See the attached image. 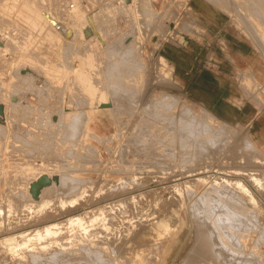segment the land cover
I'll list each match as a JSON object with an SVG mask.
<instances>
[{
	"label": "rangeland",
	"instance_id": "374dc122",
	"mask_svg": "<svg viewBox=\"0 0 264 264\" xmlns=\"http://www.w3.org/2000/svg\"><path fill=\"white\" fill-rule=\"evenodd\" d=\"M26 1L33 2L31 5L39 10L47 6L54 9L59 7L61 11H64L65 7L71 9L70 4L76 5L72 0H53L51 4L47 0L44 4L42 0H38V2L37 0ZM78 1L82 9L81 15L90 14L93 19L95 18V22L94 20L93 22L101 31L104 39V45L100 48L94 40L81 47L82 58H90L85 63L86 78L93 81L99 89L102 86L108 87L111 83L116 86L119 81L125 82L128 92L133 93L134 99L142 97L139 92L143 90L142 87L145 83L141 80H145L148 81L146 86L148 92L163 91L166 96L163 95L162 100L167 98L169 105L174 101L173 96L176 93L182 97V102L184 100L187 104H191L195 111L189 110L185 113L177 111L173 114L169 110L159 112L157 116L149 112H142L144 114H138L140 116L136 113V116L131 117L133 122L129 123L127 127H131L128 141H126L127 128H124L126 131L123 129L120 134H116V120L112 119L107 111L100 113L97 126H95L99 134L96 139L93 137L92 129L82 126L79 129V132L82 133L80 132L78 135L80 138L86 135L87 145L91 148L86 147L90 150L93 149V153H90L92 151L85 147V151L90 153L89 157L86 152V154L83 153L84 150L80 152L81 155H76L77 158L84 155L83 160L70 155L75 154V147L66 144L67 141L63 140L68 139V133L64 127L51 128L47 125L40 126V124L34 123V126L39 129L35 130L33 124L31 125L34 128L28 127V124L38 116L29 114V111L25 112L19 119L23 118L20 121L26 123L20 122L21 126L18 124L21 128L18 133L23 134V136L20 134L23 138L16 142L15 137H9V132L5 134V137L1 136L0 138V264H12L15 260H19L20 256L22 261L24 260L23 263L28 264H205V262L220 264L217 262L218 251L226 252L227 250V253L230 254L229 248L234 250L229 246L232 244L231 241L217 237L230 225L229 221L225 219L228 212H224L225 208L220 207L219 209L222 210L217 216L221 220L215 219L211 225H207V221L202 219L204 214L201 211V209L209 207L214 200L219 201L220 198L226 200H221L219 203L232 204L237 212H244V214L241 212L242 216H249L248 218L244 216L246 220L248 219L246 224L248 227L244 228L243 233L246 237L244 235L242 239L246 238L245 242L248 246L254 242L255 247H252L251 255L257 257L253 250H259L262 255V264H264V174H262L264 164L261 162L264 160V144L259 149L249 136L251 133L246 131L245 127L239 124H226L222 121H218L217 124V119L207 109H202V106L195 104L196 31L183 32L177 27L182 16H188L189 12L194 13L191 11V5L186 4L187 0H167L168 2L166 0H144V3L149 5L146 6L144 3L145 7L142 5L143 8H149L150 12L148 11L149 15H147L146 13L141 14V11H139L140 14L136 11H130L127 14L122 10H116L113 6L114 0ZM206 1L211 2L212 0ZM223 1L224 3L215 1L220 6L225 4L222 8L213 1L210 6H204L206 9L209 7L222 18L225 26H222L220 32H240L254 44L257 45L259 42L258 46L262 43L260 41L264 42L263 32H256L258 37H255L257 35L254 32L251 33L250 29H246V26L241 23L246 22L243 21L246 18L243 16L245 12L240 10L242 7L244 9L249 7L250 3L247 2L251 1H230L232 4L234 3V6H238L237 9L240 8L242 17L238 11V15L236 13L233 16L236 7L229 0ZM255 1L254 3H257V0ZM239 3L242 4V7H239ZM176 5L181 8L177 9L179 6ZM232 6L235 8L234 10H232ZM182 12H185V15ZM145 15L148 16L147 19ZM150 15L152 18L149 17ZM153 15L155 16L153 17ZM59 18L66 19L64 16ZM138 18L141 19L138 20ZM144 19L148 21L146 22ZM157 20L159 23H156ZM247 20L249 19L247 18ZM1 21H7L4 22L6 26H0V28L2 27L1 32H19L20 28L15 26L11 20L8 21L0 16V23ZM140 22L146 23L145 29L141 28L140 32H137L138 45L144 49L145 61L141 57L133 59L134 56H130V54L127 56V53L118 51L119 46L124 45L120 39L131 35L132 29L130 28L141 25ZM147 23H151L150 25L153 27L147 26ZM245 24L248 26V23ZM158 29L160 32H157ZM3 37L7 40L5 33H3ZM13 37L20 39L22 45L25 43V39L24 41L22 39L25 36L15 33ZM118 41L121 43L119 44ZM18 43L15 39V44ZM18 45L21 46V43ZM154 46L156 49L152 51ZM259 47H263L264 50V43ZM18 54L19 51L13 49L0 57V83H6L8 80L13 62L18 59ZM159 54L175 57L173 61L175 72L164 74L160 82L157 83L155 79L158 76L153 64ZM178 56L181 57L180 60L176 59ZM70 59L67 60L69 63ZM58 60L61 61L62 58ZM142 67H144V71ZM29 72L32 81L36 76H33V73L41 74L43 77L38 68H32ZM17 82L19 89L16 87ZM13 83L12 91L18 93L19 96H28L29 85L19 80H14ZM0 86L4 89L5 85ZM253 89H260V85L255 82L254 86H248V96L251 95ZM49 92L43 91L44 95L42 96L47 97L50 95ZM2 93L3 91H0V97ZM253 99L259 106L264 104L263 99L258 95ZM162 100H158V102ZM147 101L145 98L143 103ZM182 102L180 103L182 104ZM162 105L164 106V100ZM196 111L202 112L197 113ZM208 113L212 116L210 122ZM125 115L128 114L123 113L119 117L125 120ZM42 119L43 117H41ZM27 122L29 123L27 124ZM82 124L84 125V123ZM23 125L27 126L22 128ZM30 128L35 131L32 132L33 130ZM27 129L29 132H26ZM122 150L123 152L126 150L127 156L122 155ZM254 156L256 158H253ZM87 158L88 161H85ZM95 159L97 160L96 164L94 163ZM75 162L78 164H74ZM118 162L119 164H117ZM72 163L75 165V169ZM77 166H82V168L79 170ZM25 167H28V170L22 175V169ZM60 168L67 173H73L83 181L87 180L88 184L85 182L84 186H79L69 181L65 183L57 180L51 193L55 192V189L58 190L57 192L47 198L44 195H48L50 192H46L32 207H25L24 204L31 201L28 200L29 198L21 197L25 180L43 172L59 175ZM66 168L74 170L71 172ZM127 171L130 172L128 176L125 175ZM86 184L92 185L93 189H90V186L86 187L87 190L83 189ZM209 187L211 191L208 190ZM208 191L211 194L216 193L214 195H217L216 197L212 195L214 200L213 197L209 200ZM214 191L220 194L212 193ZM220 195L225 198L222 196L219 198ZM202 197L206 198L203 200ZM230 197L231 200L228 199ZM199 198L200 200H198ZM201 198L203 201L206 200V203L211 202L206 204ZM233 200L236 202L233 203ZM193 201L198 204L196 205L197 209ZM197 201H201L207 206L201 205V208L199 207L201 202L197 203ZM100 218H104L101 221L103 224L97 221ZM108 218H112V220ZM250 218H255V221ZM126 219L127 221H124ZM249 220L251 223L255 222L256 225L249 224ZM110 222L112 231L119 230L118 237L120 239H113L111 235L114 232L106 231L105 226ZM117 223L121 224L117 226ZM199 226L205 229L204 233L211 232L210 229H212L213 237L204 236L200 232L196 233ZM208 226H210L209 229ZM245 229L249 230L246 232ZM169 231L171 237L168 236ZM262 235L263 237H261ZM257 240L262 241L258 242ZM110 241L111 243H109ZM189 242L191 245L188 248ZM121 245L122 248H119ZM31 248L33 249L31 252L38 257L36 261H32L30 258L31 253L28 250ZM195 248H197V252L201 253L196 260ZM250 250L251 247L248 251ZM9 260H13L12 263ZM232 264L235 263L232 262ZM254 264H260V261L254 262Z\"/></svg>",
	"mask_w": 264,
	"mask_h": 264
},
{
	"label": "bare ground",
	"instance_id": "6f19581e",
	"mask_svg": "<svg viewBox=\"0 0 264 264\" xmlns=\"http://www.w3.org/2000/svg\"><path fill=\"white\" fill-rule=\"evenodd\" d=\"M42 1L44 4L45 0H42ZM47 1L49 4H51V2L53 0H47ZM112 1H110V2H112ZM114 1L116 3V4L113 3L114 8L116 10L118 9L120 11L122 10L124 12H127V14L130 11H136L138 13H139V11H141L140 12L141 14H144V13L147 14V12L149 11L148 10L149 8L148 9H147V7L143 8L146 5L144 3V0H114ZM135 1H137V2H135ZM212 1L213 2L219 1V2L224 3L223 0H212ZM226 1H228V0H226ZM230 1H233V0H229V2ZM250 1L252 3L248 1L247 3H250L249 7L247 6L245 9L241 6L242 4L239 3V7L240 6L242 7V10H240V11L245 12V13H243V16H244V18H246L243 20L246 22H244V23L241 22V23L246 26V29L249 28L251 33L254 32V34L257 35L255 37H258V33H256V32H263L264 33V28H263L264 0H257V3H254V2H256L255 0H250ZM37 2H38V0H37ZM72 2L76 3V5L70 4L69 6L71 9H68V7H65L66 9L64 11H61V8H59V7L54 9L52 7L49 8L45 5H44L45 7L42 5L44 8H42L40 10L35 9L31 5V3H33V2L26 1V0H1L0 1V16H3L5 19H8V21L11 20L15 26H17L21 29V31L19 29V32H6V31L1 32L2 27L0 28V57H2L5 52H8V51L10 52L13 49H17L19 51V54L17 56L18 59L15 62H13L12 70L9 73L8 80L6 81V83H3V82L0 83V85H3V84L5 85L4 89L0 86V91H3L2 96L0 97V138H1V136L5 137V134H8L7 132H9V137H11V138L15 137L16 139H14V140L16 142H19V139L23 138L22 137L23 134L20 133L22 135L21 136L18 133L21 131L20 130L21 128H19L18 124H20V122H21L20 120L23 119V118H21V119H19V118L21 116H23V114H25V112L29 111V114L37 115L38 118L31 120L30 124H28L29 122H27L28 127L29 126L31 127L32 126L31 124H33V126H34V123H36L37 125L40 124V126L42 124L47 125V127H51V128L64 127V130H66V132L68 133V136H67L68 139L65 138L66 140L65 139H63V140L67 141L66 144L75 147V149H74L75 154H70V155H72V157L74 155L75 157H73V158L81 159L84 155H82L81 158H79V157L77 158L76 155H81L80 152L82 150H84L83 153L84 154L87 153L86 155L88 156V155H90V153H93V151H92L93 149H91V150L89 149L91 147L89 145H87V138L85 137L86 135L83 134L84 136L82 135L83 137L80 138V136L78 134H80L81 131L79 132V129H81V126L83 128L86 127L87 129H92L94 131L93 137H95V139H96L99 134L97 133L95 126H97L98 115L100 113L107 111L110 114L111 118L116 120V122H117L116 134H120V132H122V130L124 128L128 127L129 123L133 122V121H131V117L136 116V113H137V115L140 113H141L140 115H142L146 112H149V113H152V115L155 114V116H157L159 114V112L169 111V110H171V112L173 114L177 113V111L178 112L183 111V113H185L186 111H189V110L195 111V109L191 106V104L190 105L187 104L186 102H184V100L182 102V97H180L176 93H174L175 94L173 96L174 101L170 105H169L167 98H164L163 99L164 100V106H163L162 105V103H163L162 96L164 95L163 91H160V92L150 91V92H148L146 89L148 81H145V80H141L142 82L145 83V85L142 87L143 90H141L139 92L142 95V97L134 99L133 93L128 92V88L126 87L125 82L119 81V82H117L116 86H113L111 83V85H109L108 87L102 86V88L99 89L96 85H94L93 81L86 78V74H85L86 64L85 63L88 60H90V58H87V59L82 58L81 47H82V45H85V43L88 44L94 40L99 45V48H100V46L102 47L104 45V41H103L104 39H103L101 31H99L97 29V27L95 26V23H94L95 18L93 19V17L90 14H82L81 15L82 9L78 3L79 1L78 0H72ZM211 2H210V4H211ZM109 3H107V4H109ZM140 3H142V4L140 5ZM215 4H217V2H215ZM226 4H228V2H226ZM36 5H37V3H36ZM116 5H118L119 7L117 8ZM139 5H140V7H139ZM142 5H143V7H142ZM217 5H219V3ZM224 5H222V6L219 5V6L222 8V7H224ZM232 5L234 6V3ZM146 6H149V5H146ZM176 6H179V5H176ZM226 6H228V5H226ZM233 6H232V8H233ZM234 7H236V10L233 11V12H235L233 16H235L237 11L239 12V15H240V11H239L240 8L237 9L238 6H234ZM178 8H181V7L179 6V7H177V9ZM234 9L235 8H233L232 10H234ZM164 10H165V8H164ZM143 11H146V12H143ZM170 11H172V10H170ZM228 11H230V10H228ZM163 13H164V11H163ZM182 13H184V15H185V12H182ZM228 13H230V12H228ZM130 14L132 15V13H130ZM130 14H129V18L131 16ZM147 15H149V14H147ZM147 15H145V18L148 17ZM195 15L196 14L189 12L188 16H186V17L182 16L183 18H181V20L177 23L178 29L183 30V32L185 31V32H190V33L195 32V31L196 32H206L207 31L206 27L204 25H202L201 23L196 21ZM237 15H238V13H237ZM241 15H240V17H242ZM58 16L59 17L64 16L66 19L63 20L62 19L63 17L60 19ZM154 16L155 15H153V17ZM139 17H141V16L139 15ZM149 17H151V15ZM141 18H138V20ZM157 18H158V16H157ZM237 18H238V16H237ZM247 18L249 20H247ZM146 19H144V20L146 21ZM242 19H241V21H242ZM93 20H94V22H93ZM132 21H134V19ZM4 22H7V21H1L0 26H6V24H4ZM157 22H158V20L156 21V23ZM245 23H248V26ZM131 24H132V22H131ZM139 24H141L142 26L137 25V26H133L132 28H130V29H132L131 35L124 36L122 39H120V41L124 45L121 44L122 46L121 45L119 46L118 51L122 52V53H127V56L129 54H130V56H134L133 59H137V58L141 57L145 61L146 56L143 54L144 49L138 45V43H139L138 39L139 38H138L137 32H140L141 28L143 29L144 27H146V23L140 22ZM150 24L151 23H149V24L147 23V26L153 27ZM152 25H153V23H152ZM150 27H148V28H150ZM158 27H160V26H158ZM155 28H156V26H155ZM219 29H221V28H219ZM226 29H228V28H226ZM164 30H165V28H164ZM164 30H163V32H164ZM158 31H159V29L157 30V32ZM3 33H5L7 35V40L3 37ZM15 33L19 34L21 36H25V38H22L23 41L25 39V43L23 45H22V42L20 39L13 37V34H15ZM260 34L262 35V33H260ZM15 39L19 43H21V46L18 45L19 43L15 44ZM120 41H118L119 44L121 43ZM260 42H262V43H260V45L264 43L263 41H260ZM154 43H155V41H154ZM258 43H257V45H258ZM154 49H156L155 46L152 47V51ZM9 54L11 55V53H9ZM59 58H62V60L61 61L58 60ZM69 59H70V63L67 61ZM73 59H74V61L71 63V61ZM174 59H175L174 56L168 57L164 54H159L156 57V60L153 64V67H155L156 73L158 76V78L156 77L157 79H155V81L157 83L160 82V80L162 79L164 74H167V73L172 74L173 72H175V68H174V64H173ZM176 59L180 60L181 57L178 56V58H176ZM32 68H38V71L40 73H42L43 77L41 76V74L38 75V74L33 73V76L34 75H36V76H34V79L32 81L30 76H29L30 75L29 71ZM143 69H144V67H142V70ZM144 75H145V73H144ZM14 80H19L20 82H23V83H26L27 85H29L30 92L27 93V95L29 97L25 96V95L19 96L18 93H16L15 91H12L11 88L14 87V83H13ZM26 80H30V81L28 82ZM160 84H162V83H160ZM16 87H17V89H19V83L18 82H17ZM45 90L48 92L50 91L49 92L50 95H48L47 97L42 96V95H44L43 91H45ZM164 96H166V95H164ZM145 98L148 101L143 103V100ZM158 100H162V101L158 102ZM155 101H157V102H155ZM180 102H182V104ZM203 108L204 107H202V109ZM142 112H144V113H142ZM196 112L201 113L202 111H200V112L196 111ZM123 113L128 114V115H125L126 116L125 120H122L121 117H119ZM140 115H138V116H140ZM208 116H209L208 118H210L209 119V122H210L212 116L209 113H208ZM41 117H43L42 120H41ZM218 121L219 120H217V124H218ZM24 123H26V122L24 121ZM24 123H22V124H24ZM82 123H84V125ZM92 125H94V126H92ZM20 126H21V124H20ZM24 126H27V125H23L22 128ZM34 127L36 128L35 130H39V129H37L36 126H34ZM129 128H127L128 133H126L127 134L126 135V139H127L126 141H128L130 134H131V127L129 126ZM28 129L26 130V132H29ZM31 130H33V129H31ZM35 130H33L32 132H34ZM59 130H61V129H59ZM24 132H25V130H24ZM6 136L8 137V135H6ZM115 136H117V135H115ZM249 136L251 137V135H249ZM253 136H254V134H253ZM91 137H92V135H91ZM60 141H62V140H60ZM123 142H125V141H123ZM128 143H130V142H128ZM122 144H124V143H122ZM86 146H89V148H87ZM85 147L87 148V150L89 149V151H92V152H90L88 154L89 151L86 152ZM121 149H122V146H121ZM259 149H261V148H259ZM124 151L126 152V150H124ZM121 152H123V150ZM121 152H120V154H122ZM125 152H123V154H122L124 157H125V155L127 156V154H125ZM93 156H91V157H93ZM118 156H120V155H118ZM73 158H70V159H73ZM85 158H86V156H85ZM253 158H256V157L254 156ZM83 159L84 158H82V160ZM117 159L119 160V157ZM82 160H81V162H82ZM77 161H80V160H77ZM85 161H88V158ZM96 161L97 160L95 159V162H94L95 164L97 163ZM261 162H263V164H264V160ZM83 163H85V162H83ZM112 163H113V161H112ZM74 164H76V162ZM117 164H119V162ZM258 164H259V161H258ZM73 165H72V167H73ZM26 166H27V164H26ZM84 166H86V165H84ZM75 168L76 167L74 165V169ZM79 168H82V166H79L78 169ZM67 169L68 168H66V170ZM94 169H96V168H94ZM100 169H101V167H100ZM26 170H28V167H25V169L24 168L22 169V171H23L22 175H24V173H26ZM68 170H71V172L73 171L72 169H68ZM85 170H87V169H85ZM91 170H92V168H91ZM257 172H256V174H257ZM58 173H59V175H57L56 173L47 174V173L43 172L40 174H36L31 179H26L24 182L25 186H24V190L22 191L21 197L25 198V199L29 198L28 200H31V201L28 204H24V206L25 207L27 206L29 208L32 207L36 203V201L41 198V195L45 194L46 192H50V193H48V195H44V197H46V198L50 197L53 193L57 192L58 190L56 191V189H55V192L51 193L52 192L51 189H53L55 187V182L57 180L60 182L64 181L65 183L67 181H69V182L76 184V185H79V186H84L85 182H87V180L83 181L78 176L73 175V173H69V172L67 173L62 168L59 169ZM129 174H130L129 171L125 172V175L128 176ZM262 174H264V172H262ZM40 176H44L46 179L49 180V182L40 186L36 197H33L31 192H30V184L32 182L37 181ZM224 181H227V180H224ZM89 182H91V181H89ZM219 182H217V183H219ZM227 182H229V181H227ZM227 182H225V183H227ZM222 183L224 184V182H222ZM87 184H88V182H87ZM87 184H86L85 188H83V189H86L87 186H88L87 188H89L90 185H87ZM92 184H94V183H92ZM90 187H91L90 189H93L92 185ZM216 187H217V185H216ZM208 190L211 191L210 187ZM212 190H215V189H212ZM81 191H82V189H81ZM217 191H218V189H217ZM217 191H214L212 193H215ZM215 194H211L209 192V195H210L209 200H211V198ZM217 194H220V193L217 192ZM205 196H206V194H205ZM216 196H214V197H216ZM221 196L225 198V196H223V195H220L219 198ZM214 197L212 198L213 200H214ZM55 198H57V197H55ZM202 198L204 200V198H206V197H202ZM202 198H201V200H202ZM57 199H59V198H57ZM215 199H217V198H215ZM228 199L231 200V197ZM198 200H200V198ZM221 200H222V198H220L219 201H221ZM224 200H226V199H224ZM224 200H222V201H224ZM205 201H203V202H205ZM219 201L214 200L213 203L211 201H209L212 203V204L210 203L209 207L207 205H206L207 207L204 205L206 202L202 203L201 201H199V202L197 201V203L201 202L199 207H201V205H204L203 207H206L204 209H201V211H203L202 213L204 214V218H202V219H203V221H207L206 222L207 225L208 224L211 225V222H214L215 219L221 220V218L217 216L218 213L220 212V210H222V209H219L220 207L225 208L224 212H228V215H225V219L229 221L230 225L228 226L227 230H224V232L220 233V235L217 237H219L222 240H228L229 242L231 241L230 243H232V244L229 246L233 247L234 250L229 248L228 251L230 254L227 253V250H226V252L219 250L217 253V262L220 264H232V262L235 264H252V263L254 264V262L257 263L258 261H260V264H262V255H261L259 250H257V249L253 250V251H255L254 253H256L257 257L254 254H253L254 257L251 255L252 247H255L254 242L252 243L251 246H248L247 243L245 242L246 238H245V240L242 239V238H244L243 236L245 235L243 233L244 228L248 227L246 225L248 219L246 220L244 218L245 215L242 216L244 214V212L243 211L237 212L235 210V208L232 207L233 206L232 204L228 205V203H227V205H226L225 204L226 202L225 203L223 202L225 204L224 205V204H221L222 202L219 203ZM234 201L235 200H233L232 202L234 203ZM209 202H207L206 204H208ZM229 203H231V202H229ZM196 205H198V204L195 203V208L197 209ZM193 207H194V204H193ZM236 209H238V208H236ZM253 211H255V209H253ZM21 212H22V210H21ZM241 212L243 213L242 215H241ZM199 215H200V213H199ZM246 216H247V218L249 217L248 215H246ZM103 219L104 218H100L97 221L98 222L100 221L99 223L103 224V222H101ZM108 219L112 220V218H108ZM127 219L124 221H127ZM250 219H253V218H250ZM254 219H253V221H255ZM113 221H115V220L113 219ZM250 221L251 220H249V222ZM253 221H252L253 224L251 222L249 224L256 225V224H254L255 222H253ZM108 222H109V220H108ZM256 223H258V222L256 221ZM109 224H110V226H109ZM109 224H106V226H105L107 232H108V230L112 231L111 230L112 229L111 228L112 223L110 222ZM120 224L117 223V226ZM251 225H249V226L251 227ZM209 227L210 226H208L207 228L209 229ZM210 230H211V232L206 230L207 232L204 233L205 229H203L199 226L198 230H196V233L200 232L204 236L213 237L214 232H212V229H210ZM247 230H249V229H247ZM247 230H246V232H247ZM253 231H252V233H253ZM112 232H114L111 235V237L113 239L119 238L118 237L119 230H117V231L115 230ZM263 235L261 237H263ZM168 236L171 237L170 231L168 232ZM111 237H110V239H111ZM245 237H246V235H245ZM2 241H3V239H2ZM257 241L259 242L260 240H257ZM109 243H111V241ZM114 243H116V242H114ZM190 245H191V242H189L187 247L189 248ZM256 246H257V244H256ZM100 247L102 248L103 246H100ZM117 247H118V245H117ZM250 247H251V250L248 251ZM107 248H109V247H107ZM119 248H122V245ZM110 249H112V247H110ZM196 249L197 248H195V260H196V258H199L201 255V253L197 252ZM32 250H33L32 248L28 250L31 253L30 258L32 261H34V260L36 261V259L38 257L31 252ZM188 250H190V249H188ZM188 250H186V251H188ZM233 251H235V252L233 253ZM14 254H15V251H14ZM11 257H12V255H11ZM256 258H258L259 260L257 259V261H256ZM15 259H16V257H15ZM20 259L15 260L14 262L16 264H28V263H23L24 260L22 261L21 256H20ZM9 261L11 262L13 260H9ZM81 264H83V263H81ZM205 264H207V262H205Z\"/></svg>",
	"mask_w": 264,
	"mask_h": 264
},
{
	"label": "crops",
	"instance_id": "0c3cea01",
	"mask_svg": "<svg viewBox=\"0 0 264 264\" xmlns=\"http://www.w3.org/2000/svg\"><path fill=\"white\" fill-rule=\"evenodd\" d=\"M208 2H186L196 14V21L207 30L195 32V104L219 121L245 127L255 144L262 146L264 104L259 106L253 98L258 95L264 101V50L240 32H220L225 23L204 7L211 5ZM255 82L260 89H253L248 96V86Z\"/></svg>",
	"mask_w": 264,
	"mask_h": 264
},
{
	"label": "water",
	"instance_id": "95a60500",
	"mask_svg": "<svg viewBox=\"0 0 264 264\" xmlns=\"http://www.w3.org/2000/svg\"><path fill=\"white\" fill-rule=\"evenodd\" d=\"M48 182H49V180L46 179L44 176H40L37 181L32 182L30 184V192H31L32 196L36 197L40 186H42V185H44V184H46Z\"/></svg>",
	"mask_w": 264,
	"mask_h": 264
}]
</instances>
